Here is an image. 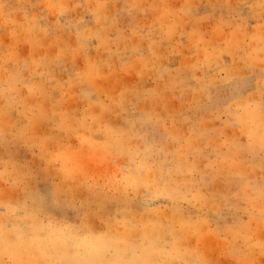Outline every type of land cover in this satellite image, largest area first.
Wrapping results in <instances>:
<instances>
[{
	"label": "clouds",
	"instance_id": "obj_1",
	"mask_svg": "<svg viewBox=\"0 0 264 264\" xmlns=\"http://www.w3.org/2000/svg\"><path fill=\"white\" fill-rule=\"evenodd\" d=\"M0 264H264V0H0Z\"/></svg>",
	"mask_w": 264,
	"mask_h": 264
}]
</instances>
